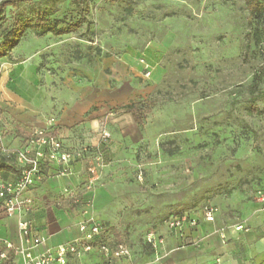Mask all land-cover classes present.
Segmentation results:
<instances>
[{
    "label": "rangeland",
    "instance_id": "1",
    "mask_svg": "<svg viewBox=\"0 0 264 264\" xmlns=\"http://www.w3.org/2000/svg\"><path fill=\"white\" fill-rule=\"evenodd\" d=\"M43 14L56 28L78 27L59 35L28 28L0 57V157L16 163L27 139L17 129L38 127L27 112L45 118L42 128L52 119L54 132L57 122L75 128L101 103L114 115L141 105L136 127L148 136L135 152L121 151L125 177L107 186L115 199L103 239L130 251L113 264L161 262L172 214L196 220L180 233L183 247H197L203 234H186L208 222V205L223 240L225 229L238 232L231 240L243 260L264 237V16L258 23L246 0H87L84 15L73 0H28L0 10V40L13 21ZM129 56L141 66L125 65ZM64 148L76 162L73 146ZM149 232L164 249L146 241ZM250 263L264 264V255Z\"/></svg>",
    "mask_w": 264,
    "mask_h": 264
},
{
    "label": "crops",
    "instance_id": "2",
    "mask_svg": "<svg viewBox=\"0 0 264 264\" xmlns=\"http://www.w3.org/2000/svg\"><path fill=\"white\" fill-rule=\"evenodd\" d=\"M148 51L154 55L153 50L148 49ZM149 60L147 58L152 72L154 66ZM123 61L131 68H135L137 65L141 66L132 56ZM108 108V104L101 103L99 107L91 111L87 119L77 121L76 127L70 129L61 122L63 119L61 117V123L57 122L53 128L54 134L61 138L64 147L73 146L71 151L74 152V155L76 154L78 160L69 164L43 160L40 164V178L27 191V195L32 198V205L27 214L8 216L0 207V249L4 242H11L17 248L23 246L17 226L21 219L29 220L32 230L44 238V241L39 245L31 246L27 250L19 249L12 254L9 264H25L26 251L36 255L75 238L79 234L77 223L83 218L92 217L103 225L109 224L106 217L110 215L109 207L115 198L107 186L113 187L121 181L120 178L125 177L123 175L125 164L123 161L121 162L124 160L120 156L121 151L128 149L135 152L134 149L141 146L149 131L138 129L132 114L114 115L108 113ZM27 114L29 119H25V121L31 126L46 125L45 118L30 112ZM128 124L132 128L126 127ZM103 128L110 133L106 142L99 139L100 131ZM151 135L156 136L149 134V136ZM24 140L26 139L24 138ZM98 154L103 157L104 165L101 168L97 167V178L90 187L91 175L87 168L90 165H96ZM0 177L12 179L16 177V174L10 171H0ZM203 226L192 234L189 232L186 234L188 238L203 234L197 247L193 245L183 247L182 245L181 233L188 229L187 224L183 226L182 230L171 231L174 234L165 238L167 252L165 251V255L161 257V262L156 264H216V261L218 264H249L264 255V237L257 244L246 247V257L243 260H238L237 247L231 240L238 234L237 231L225 229L227 234L225 241L217 228H212L210 223L205 222ZM262 231H264V226ZM253 232H249L252 237L254 236ZM158 246L159 248L163 247L160 243Z\"/></svg>",
    "mask_w": 264,
    "mask_h": 264
},
{
    "label": "built area",
    "instance_id": "3",
    "mask_svg": "<svg viewBox=\"0 0 264 264\" xmlns=\"http://www.w3.org/2000/svg\"><path fill=\"white\" fill-rule=\"evenodd\" d=\"M143 65L145 77L151 74L150 65L144 58L139 60ZM52 119L49 127H37L32 129L27 137L24 147L16 155V164L19 172L12 179L0 177V207L8 216L27 214L32 205V198L27 195V191L40 178V164L43 160L69 164L71 152L67 151L60 138L51 131ZM110 133L106 129L100 131L99 139L106 142ZM72 155V156H71ZM104 162L100 155L96 157V165L87 168L91 175L89 184L97 178V167H103ZM65 191H67L65 189ZM258 200L264 203V190L258 191ZM204 220L212 222L215 217L216 208L214 206H204L202 208ZM168 227L173 230H180L187 224L192 227L196 224L194 218L188 215L179 214L170 216L166 221ZM18 232L21 236L23 246L17 248L11 242H4L0 249V260L9 258L12 254L20 250H27L31 246L39 245L44 238L32 230L31 223L27 219L18 221ZM78 236L61 243L53 249H47L39 254L33 255L29 251L25 252V264H113L114 260L129 258L128 246L122 242L107 243L103 239L105 233L104 225L92 217L81 219L77 223ZM221 236L224 235L221 233ZM146 241L153 247L162 242L161 238L149 232ZM91 254H98V260L88 259Z\"/></svg>",
    "mask_w": 264,
    "mask_h": 264
},
{
    "label": "trees",
    "instance_id": "4",
    "mask_svg": "<svg viewBox=\"0 0 264 264\" xmlns=\"http://www.w3.org/2000/svg\"><path fill=\"white\" fill-rule=\"evenodd\" d=\"M25 1L28 0H1L0 10L7 6L15 8L19 3ZM73 3L81 15H84L87 9V0H73ZM246 3L249 6L252 14L257 17V19H255L258 21V23L261 22L262 19L260 20V17L262 18L264 16V4L260 0H246ZM45 26H48L49 30L53 34L59 35L75 30L78 27V21L65 27L56 28V26L50 23V19L46 14L39 15L35 18L26 19L24 21L15 20L2 35L0 40V57L6 55L8 51L18 43L21 36L28 28L42 29ZM130 112L133 115L136 123L141 124L145 116L144 107L141 105L139 107H131ZM29 134L30 132L22 129H17L16 131V135L22 137L26 135V138L29 136ZM0 171H10L17 174L19 172V168L15 162L12 164L4 157H0ZM116 234L119 235L118 233ZM10 260L11 258L9 257L3 260L2 264H9Z\"/></svg>",
    "mask_w": 264,
    "mask_h": 264
}]
</instances>
